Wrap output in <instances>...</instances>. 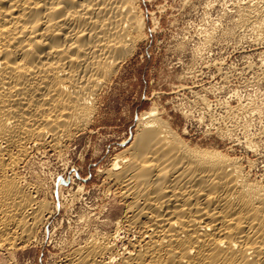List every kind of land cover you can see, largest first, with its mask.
I'll return each mask as SVG.
<instances>
[{"label": "bare ground", "instance_id": "bare-ground-1", "mask_svg": "<svg viewBox=\"0 0 264 264\" xmlns=\"http://www.w3.org/2000/svg\"><path fill=\"white\" fill-rule=\"evenodd\" d=\"M139 2L0 0V243L31 241L51 212L19 168L91 123L100 90L144 33ZM246 7L238 23L262 37L264 8ZM155 114L103 172L124 204L120 228L64 264H117L120 243L119 264H264V180Z\"/></svg>", "mask_w": 264, "mask_h": 264}, {"label": "rangeland", "instance_id": "rangeland-1", "mask_svg": "<svg viewBox=\"0 0 264 264\" xmlns=\"http://www.w3.org/2000/svg\"><path fill=\"white\" fill-rule=\"evenodd\" d=\"M248 5L263 9L264 0H140L143 36L100 90L91 123L19 168L53 213L33 240L0 243V264H64L120 228L124 204L103 172L152 110L186 141L223 150L264 180V35L238 23Z\"/></svg>", "mask_w": 264, "mask_h": 264}]
</instances>
